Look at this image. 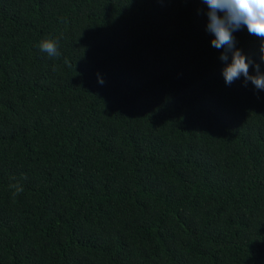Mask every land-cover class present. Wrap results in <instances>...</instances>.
<instances>
[{"label": "trees", "instance_id": "trees-1", "mask_svg": "<svg viewBox=\"0 0 264 264\" xmlns=\"http://www.w3.org/2000/svg\"><path fill=\"white\" fill-rule=\"evenodd\" d=\"M206 11L0 0V264H264V90L225 83Z\"/></svg>", "mask_w": 264, "mask_h": 264}, {"label": "clouds", "instance_id": "clouds-1", "mask_svg": "<svg viewBox=\"0 0 264 264\" xmlns=\"http://www.w3.org/2000/svg\"><path fill=\"white\" fill-rule=\"evenodd\" d=\"M207 6V31L212 34L211 45L217 50H223L220 60L225 62L222 75L225 83L231 85L235 80L243 77L244 85L250 82L255 89L264 90V72L260 65L250 60L235 47L233 35L242 27H246L250 35L260 39V60L264 61V0H201ZM41 51L49 57L61 55L58 42L43 39L38 44ZM229 56L231 60L229 62ZM250 67L254 70L250 72ZM102 84L103 79L98 77ZM13 197L24 191L19 183L10 185Z\"/></svg>", "mask_w": 264, "mask_h": 264}]
</instances>
